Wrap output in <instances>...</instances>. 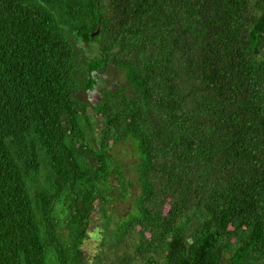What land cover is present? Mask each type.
Masks as SVG:
<instances>
[{"label":"trees","instance_id":"16d2710c","mask_svg":"<svg viewBox=\"0 0 264 264\" xmlns=\"http://www.w3.org/2000/svg\"><path fill=\"white\" fill-rule=\"evenodd\" d=\"M0 264H264V0H0Z\"/></svg>","mask_w":264,"mask_h":264},{"label":"rangeland","instance_id":"374dc122","mask_svg":"<svg viewBox=\"0 0 264 264\" xmlns=\"http://www.w3.org/2000/svg\"><path fill=\"white\" fill-rule=\"evenodd\" d=\"M112 78H113V84L114 81H118V77L115 75V73L112 74ZM120 79L121 77L119 76V82ZM77 96L83 102L93 103L97 99L98 93L97 91H93L92 93L81 91L77 93ZM115 153L119 156L126 175L135 184L136 180H135V172L133 166L136 162V158L135 155L132 153L129 145L126 142L119 143L115 148ZM133 193L131 194L130 199L115 204L116 206L115 210L119 215H124L129 210L131 203L130 201L134 196ZM111 209L112 208H109L108 211L111 212ZM99 222H101V217L97 215L91 225L93 226L94 223L98 224ZM100 239H101V233L99 228L98 227L93 228V231H90L89 237L84 241L82 245V248L88 257L92 258V256L99 250L98 243Z\"/></svg>","mask_w":264,"mask_h":264},{"label":"water","instance_id":"95a60500","mask_svg":"<svg viewBox=\"0 0 264 264\" xmlns=\"http://www.w3.org/2000/svg\"><path fill=\"white\" fill-rule=\"evenodd\" d=\"M97 33H98V32L96 31V32L93 33V35H95V34H97Z\"/></svg>","mask_w":264,"mask_h":264}]
</instances>
